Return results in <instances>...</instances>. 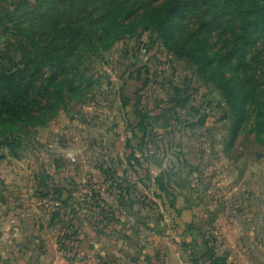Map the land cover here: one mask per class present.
<instances>
[{
  "label": "rangeland",
  "instance_id": "obj_1",
  "mask_svg": "<svg viewBox=\"0 0 264 264\" xmlns=\"http://www.w3.org/2000/svg\"><path fill=\"white\" fill-rule=\"evenodd\" d=\"M164 1L0 0V194L48 209L70 258L87 234L120 262L264 264V0L220 32L194 4L159 22ZM44 14L82 38L64 78Z\"/></svg>",
  "mask_w": 264,
  "mask_h": 264
},
{
  "label": "crops",
  "instance_id": "obj_2",
  "mask_svg": "<svg viewBox=\"0 0 264 264\" xmlns=\"http://www.w3.org/2000/svg\"><path fill=\"white\" fill-rule=\"evenodd\" d=\"M19 202L16 195L0 194V264H183L177 253L176 261L170 263L135 255L132 262L128 259L120 262L104 250L107 239L91 238L87 234L79 244L78 259L70 258L59 247L60 236L54 229L55 224L49 219L47 223L42 221V216H48V209L24 207L18 213L15 206Z\"/></svg>",
  "mask_w": 264,
  "mask_h": 264
},
{
  "label": "trees",
  "instance_id": "obj_3",
  "mask_svg": "<svg viewBox=\"0 0 264 264\" xmlns=\"http://www.w3.org/2000/svg\"><path fill=\"white\" fill-rule=\"evenodd\" d=\"M202 2L201 5L195 4L196 2ZM237 0H165L162 5L157 6L154 8V11L152 12H158L157 16L159 17V22H165L168 18H170L172 15H177L180 14L184 11L186 7L191 4L196 5L197 7L195 8V14H202L199 16L200 18V25L199 27H203L204 29H208L211 26L217 30V32H220L226 24L224 21H227L226 17L228 15L230 16H236V19H238L240 14H244V11H248V8H238L237 4L242 5L241 3H237ZM236 4V5H232ZM257 6L254 8V12L259 10L262 5H259L258 2H255ZM57 5L51 7L50 14L52 15L54 11L56 10ZM232 6V7H230ZM49 14H44L41 16V24L42 30H44L43 35L39 37L44 43H45V48H47V52L50 51L52 55V61L49 59H40L42 62L46 63L49 62L51 65L55 67V73L51 77L52 79H56L58 76H63V78L66 75V72L69 69V55L71 53V50L73 47H77L76 42L81 41L82 38L80 37H73L72 35L68 34V29H71L73 26V22L70 21L68 18L67 19H62V20H56L52 19L48 22L49 18L48 16L52 17ZM252 21V20H250ZM210 26V27H207ZM29 29H34L37 27V24L30 23L28 25ZM47 29H51L50 33H45ZM51 27V28H50ZM244 34V31L242 32ZM210 39L213 41L218 40L219 36H214L210 37ZM209 40V37H207L204 41L203 45H206ZM250 40L249 33L245 34L244 37L241 35H235L234 41L232 42L230 49L225 53L224 57L227 59V57H233L235 60H240L242 61L244 58H240L244 55V44L247 43ZM184 45H181L180 48H184ZM203 56H206L203 53ZM38 58H41L38 56ZM207 59V58H206ZM12 74V78L14 83L16 84V79L18 75L15 73H10ZM10 76V75H9ZM1 79V77H0ZM240 81H241V86L243 89V94L244 96H248V93L250 92V84L254 80H249L248 79V74L247 71L245 70L242 75H240ZM60 92V91H59Z\"/></svg>",
  "mask_w": 264,
  "mask_h": 264
}]
</instances>
